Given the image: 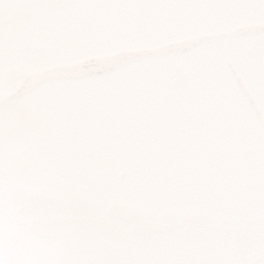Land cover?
<instances>
[{
    "label": "water",
    "instance_id": "obj_1",
    "mask_svg": "<svg viewBox=\"0 0 264 264\" xmlns=\"http://www.w3.org/2000/svg\"><path fill=\"white\" fill-rule=\"evenodd\" d=\"M0 264H264V0H0Z\"/></svg>",
    "mask_w": 264,
    "mask_h": 264
}]
</instances>
